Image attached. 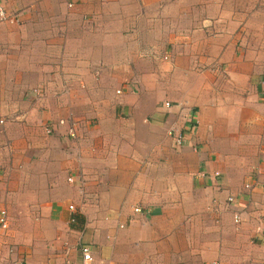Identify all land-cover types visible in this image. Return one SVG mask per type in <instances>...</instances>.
Wrapping results in <instances>:
<instances>
[{"label":"crops","instance_id":"obj_1","mask_svg":"<svg viewBox=\"0 0 264 264\" xmlns=\"http://www.w3.org/2000/svg\"><path fill=\"white\" fill-rule=\"evenodd\" d=\"M0 3V264H264V0Z\"/></svg>","mask_w":264,"mask_h":264},{"label":"built area","instance_id":"obj_2","mask_svg":"<svg viewBox=\"0 0 264 264\" xmlns=\"http://www.w3.org/2000/svg\"><path fill=\"white\" fill-rule=\"evenodd\" d=\"M69 6V4H68ZM6 22L7 24H15L17 23V18L14 13H8L2 4L0 3V23ZM34 93H38L36 90H32ZM118 91L115 90V93ZM163 106L168 107V103L164 102ZM64 127L63 134L70 138L75 139V126L76 122L71 119H62L59 118L55 120L54 122L50 123H43L42 124V131L46 135L53 134L58 127ZM169 136L171 138L172 146L173 147H179L182 144L183 136L180 132H173L169 130ZM261 152V158L259 159V165L255 166L252 170L247 172V178L248 180L243 182L242 189L243 190H250L255 186L256 178L260 175L264 176V148L260 149ZM213 175H217V173H213ZM66 183H73V178L71 176H66L65 178ZM78 189L80 188V185L82 184L81 180H77ZM235 199L234 196H227L225 198V201L227 204H231L233 200ZM66 209L69 213H73V206L71 204L66 205ZM133 212H138V208L134 207L132 208ZM72 218L69 220L71 221ZM231 221L232 223L238 224L240 222L239 214L237 212H234L231 214ZM6 227V218H5V212L3 209H0V230H4ZM78 252H79V264H92V257L90 253V249L85 244H79L77 246ZM217 264V263H212Z\"/></svg>","mask_w":264,"mask_h":264},{"label":"rangeland","instance_id":"obj_3","mask_svg":"<svg viewBox=\"0 0 264 264\" xmlns=\"http://www.w3.org/2000/svg\"><path fill=\"white\" fill-rule=\"evenodd\" d=\"M4 9H6V8H4ZM8 13H13V12H10V11H7ZM15 15H16V13H14ZM3 23H6V22H1V24H3ZM0 34H3V30H0ZM257 161H259V159H257ZM236 198V197H235Z\"/></svg>","mask_w":264,"mask_h":264}]
</instances>
